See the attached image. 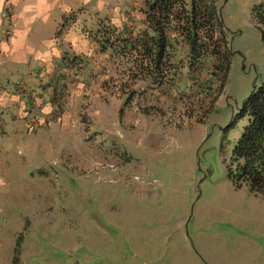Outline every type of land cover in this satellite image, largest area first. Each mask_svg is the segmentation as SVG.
I'll list each match as a JSON object with an SVG mask.
<instances>
[{"label":"rangeland","instance_id":"1","mask_svg":"<svg viewBox=\"0 0 264 264\" xmlns=\"http://www.w3.org/2000/svg\"><path fill=\"white\" fill-rule=\"evenodd\" d=\"M259 1L216 0L232 51L219 91L212 58L192 73L174 29L177 71L150 69L134 48L142 3L90 31L101 55L62 60L47 127L0 142V264H264V195L227 171L241 104L264 81Z\"/></svg>","mask_w":264,"mask_h":264},{"label":"crops","instance_id":"2","mask_svg":"<svg viewBox=\"0 0 264 264\" xmlns=\"http://www.w3.org/2000/svg\"><path fill=\"white\" fill-rule=\"evenodd\" d=\"M118 2L106 14L92 9L97 3L102 7L100 0H0V114L6 106L16 111L10 112L9 124L0 116V142L31 135L34 125L47 127L55 105L50 82L57 85L70 71L62 60L88 52L101 55L89 33L101 21L115 25L110 20L120 13L133 14L131 0ZM126 4L130 7L124 9Z\"/></svg>","mask_w":264,"mask_h":264},{"label":"trees","instance_id":"3","mask_svg":"<svg viewBox=\"0 0 264 264\" xmlns=\"http://www.w3.org/2000/svg\"><path fill=\"white\" fill-rule=\"evenodd\" d=\"M131 1L132 8L137 2L145 6L144 21L156 35L147 37V29L135 38L134 48L149 60L150 69L160 76L168 75L171 69L177 71L174 63L164 62L166 49L171 45L168 35L174 29L189 48L188 69L195 73L212 58V78L219 83L217 91L223 88L232 51L216 0ZM251 14L258 24L264 25V2L253 5ZM124 45L127 46V41ZM238 117L246 122L232 148L228 175L237 186L245 184L251 192L264 195V81L243 100Z\"/></svg>","mask_w":264,"mask_h":264}]
</instances>
